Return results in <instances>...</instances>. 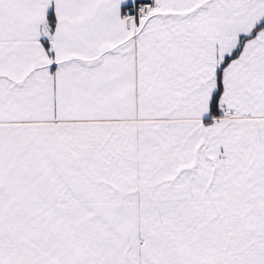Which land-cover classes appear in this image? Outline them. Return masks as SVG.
<instances>
[{
	"label": "snow or ice",
	"instance_id": "6c2138e0",
	"mask_svg": "<svg viewBox=\"0 0 264 264\" xmlns=\"http://www.w3.org/2000/svg\"><path fill=\"white\" fill-rule=\"evenodd\" d=\"M0 264H264V0H0Z\"/></svg>",
	"mask_w": 264,
	"mask_h": 264
}]
</instances>
